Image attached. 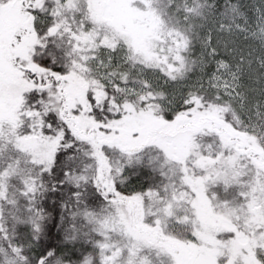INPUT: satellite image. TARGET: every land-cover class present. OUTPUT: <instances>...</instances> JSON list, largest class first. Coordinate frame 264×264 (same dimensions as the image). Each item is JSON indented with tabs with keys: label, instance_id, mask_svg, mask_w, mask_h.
Here are the masks:
<instances>
[{
	"label": "snow or ice",
	"instance_id": "snow-or-ice-1",
	"mask_svg": "<svg viewBox=\"0 0 264 264\" xmlns=\"http://www.w3.org/2000/svg\"><path fill=\"white\" fill-rule=\"evenodd\" d=\"M0 264H264V0H0Z\"/></svg>",
	"mask_w": 264,
	"mask_h": 264
},
{
	"label": "trees",
	"instance_id": "trees-1",
	"mask_svg": "<svg viewBox=\"0 0 264 264\" xmlns=\"http://www.w3.org/2000/svg\"><path fill=\"white\" fill-rule=\"evenodd\" d=\"M53 233L55 234V230L53 229Z\"/></svg>",
	"mask_w": 264,
	"mask_h": 264
}]
</instances>
